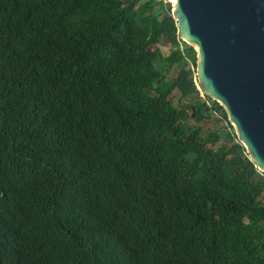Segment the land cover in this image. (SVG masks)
I'll return each mask as SVG.
<instances>
[{
	"label": "trees",
	"instance_id": "16d2710c",
	"mask_svg": "<svg viewBox=\"0 0 264 264\" xmlns=\"http://www.w3.org/2000/svg\"><path fill=\"white\" fill-rule=\"evenodd\" d=\"M194 68L169 2L0 0V264H264V173Z\"/></svg>",
	"mask_w": 264,
	"mask_h": 264
},
{
	"label": "water",
	"instance_id": "95a60500",
	"mask_svg": "<svg viewBox=\"0 0 264 264\" xmlns=\"http://www.w3.org/2000/svg\"><path fill=\"white\" fill-rule=\"evenodd\" d=\"M178 38L195 51L200 92L217 102L264 173V0H170Z\"/></svg>",
	"mask_w": 264,
	"mask_h": 264
},
{
	"label": "rangeland",
	"instance_id": "374dc122",
	"mask_svg": "<svg viewBox=\"0 0 264 264\" xmlns=\"http://www.w3.org/2000/svg\"><path fill=\"white\" fill-rule=\"evenodd\" d=\"M158 48L164 53H167V46L164 45H159ZM178 96V91L173 90L170 94H168L167 96L161 98V101H168L170 99H175V97Z\"/></svg>",
	"mask_w": 264,
	"mask_h": 264
},
{
	"label": "built area",
	"instance_id": "2783aa9c",
	"mask_svg": "<svg viewBox=\"0 0 264 264\" xmlns=\"http://www.w3.org/2000/svg\"><path fill=\"white\" fill-rule=\"evenodd\" d=\"M157 1H161L162 3H168L170 0H157Z\"/></svg>",
	"mask_w": 264,
	"mask_h": 264
},
{
	"label": "bare ground",
	"instance_id": "6f19581e",
	"mask_svg": "<svg viewBox=\"0 0 264 264\" xmlns=\"http://www.w3.org/2000/svg\"><path fill=\"white\" fill-rule=\"evenodd\" d=\"M173 1V0H172Z\"/></svg>",
	"mask_w": 264,
	"mask_h": 264
}]
</instances>
